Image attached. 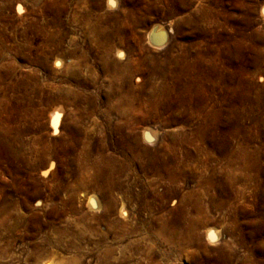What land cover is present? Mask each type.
Wrapping results in <instances>:
<instances>
[{
    "label": "rangeland",
    "instance_id": "374dc122",
    "mask_svg": "<svg viewBox=\"0 0 264 264\" xmlns=\"http://www.w3.org/2000/svg\"><path fill=\"white\" fill-rule=\"evenodd\" d=\"M5 1L10 6L0 12V219L7 216L14 224L18 212L21 224L7 240L0 238L3 246L12 237L0 261L44 241L51 227L86 228L84 215L97 229L85 231L77 249L48 248L38 264H96L95 239L108 232L110 240L113 233L98 217L104 216L102 206L90 208L87 198L94 195L103 204L93 181L106 187L115 179L128 192L127 217L118 214L119 206L111 217L128 238L137 236L132 229L142 237L138 249L124 250V264H263L264 0H114V6L107 0H0V6ZM158 26L162 33L155 32ZM201 56L224 81L219 93L208 92V98H218L220 128L206 130L221 150L203 140L201 118L187 121L185 76L176 83L168 77L176 84L168 95L158 92L159 77L150 78L156 63L184 66ZM151 87L158 93L149 97ZM123 95L133 97L132 103L123 102ZM147 126L158 132L153 143L143 141ZM57 137L66 149L51 159L46 151ZM233 142L240 145L251 182L231 184L224 180L226 163L214 166L213 155L223 159ZM209 228L219 231L214 242L206 236ZM115 252L122 254L120 248Z\"/></svg>",
    "mask_w": 264,
    "mask_h": 264
},
{
    "label": "bare ground",
    "instance_id": "6f19581e",
    "mask_svg": "<svg viewBox=\"0 0 264 264\" xmlns=\"http://www.w3.org/2000/svg\"><path fill=\"white\" fill-rule=\"evenodd\" d=\"M116 2H114V0H107V4L109 6H114ZM98 5V2L94 1V6L96 7ZM10 6V2L9 1H5L4 4H2L0 6V12L1 9ZM18 7H20L18 5ZM263 12H264V8H263ZM207 14V13H206ZM1 17V15H0ZM159 28L155 30L156 33H162V30L160 28V26H158ZM109 28V27H108ZM90 32V31H89ZM115 34V33H114ZM153 35V34H152ZM154 36V35H153ZM151 37V35H150ZM155 37V36H154ZM6 38V37H5ZM152 38V37H151ZM231 38V37H230ZM1 39V38H0ZM160 40V39H159ZM163 40V39H162ZM161 41V40H160ZM159 41V42H160ZM231 41V40H230ZM240 43V42H239ZM248 47V46H247ZM204 48V47H203ZM212 49V48H211ZM244 49V48H243ZM248 49V48H247ZM211 52V51H210ZM199 53V52H198ZM203 53V52H202ZM250 53V52H249ZM214 54V53H213ZM118 55H121L120 53ZM180 55V54H179ZM185 55V54H184ZM204 55V54H203ZM210 55V53H209ZM216 55V54H215ZM70 56V55H69ZM207 56V55H206ZM212 56V54H211ZM232 56V55H231ZM199 57V56H198ZM209 57V56H208ZM213 57V56H212ZM231 58V57H230ZM177 59V58H175ZM174 59V60H175ZM185 59V58H184ZM211 59V58H210ZM217 59V58H215ZM63 59H59L56 61V64H61ZM171 60V59H170ZM173 60V61H174ZM205 58H203V56H201L199 58V60H192L190 61V63L188 65H184V66H179L177 63V61H174L175 63L172 65H169V67L165 68L162 66L160 63H156L155 66L152 68V73L150 78H156L159 77L160 78V87H157L159 90L158 92L161 95H168L169 92H174L175 91V85L174 83H176V80H179L182 76H185V82L184 84H186L185 88H182V92L186 93V97H185V101L187 102L188 105V116H187V121H189L190 123L192 122L194 117H199L200 120V128L204 129V131L206 132V130H210V125H213L214 128H216V131L219 130L220 128V124L221 122L219 121V114H221V109H220V105L215 106V104L218 102V98L217 100H215V97H211L208 98V92L212 91L213 94L214 93H219L222 88H221V84L222 80H220L219 78L215 77L214 74L212 73L213 70L212 68H214V66L210 65V62L207 63V61ZM231 61V60H230ZM227 62V61H226ZM187 63V62H186ZM217 63V62H216ZM184 64V63H183ZM214 64V63H213ZM232 64V63H231ZM186 66V68H185ZM222 66V65H220ZM230 66V65H229ZM177 67V68H176ZM219 67V66H218ZM223 67V66H222ZM176 68L177 72L173 75H171V70ZM209 68H211L210 70H208ZM217 68V67H216ZM175 69V71H176ZM215 70V68H214ZM244 70V69H243ZM173 71V70H172ZM239 71V70H238ZM237 72V71H236ZM115 73V72H114ZM223 73V72H222ZM235 73V72H234ZM242 73V72H240ZM170 74V76H169ZM224 74V73H223ZM222 75V74H221ZM226 75V74H225ZM228 76V75H227ZM231 76V74H230ZM168 77H170V79L173 80L172 83L169 82ZM174 77V78H173ZM220 77V76H219ZM224 77V76H222ZM246 78V77H245ZM252 78V77H251ZM231 79V78H229ZM232 80V79H231ZM115 81V80H114ZM226 81V80H225ZM238 83V82H237ZM225 84V83H224ZM230 85V84H229ZM238 86V85H237ZM236 86V87H237ZM153 87V86H152ZM151 87V88H152ZM239 87V86H238ZM249 87V86H248ZM240 88V87H239ZM253 88V87H252ZM180 90V89H179ZM177 91V90H176ZM225 91V90H224ZM228 91V90H227ZM157 89H151L148 91V96L152 97L153 95L155 96L157 93ZM179 92V91H178ZM209 92V93H210ZM243 92V91H242ZM135 93V92H134ZM168 93V94H167ZM222 93V92H221ZM247 93V92H246ZM177 95V94H176ZM175 95V96H176ZM183 95V94H182ZM212 95V94H211ZM215 95V94H214ZM245 95V94H244ZM132 96V95H130ZM170 96V95H169ZM178 96V95H177ZM220 96V94L218 95ZM240 96V95H239ZM242 96V95H241ZM165 97V96H164ZM210 97V96H209ZM221 97V96H220ZM5 98V97H4ZM163 99V98H162ZM168 99V98H167ZM175 99V98H173ZM177 99V98H176ZM220 99V98H219ZM246 99V98H245ZM248 99V98H247ZM9 100V99H8ZM121 100V99H120ZM165 100V98H164ZM178 100V99H177ZM208 100L213 101L212 105L210 108H207V105H209ZM223 100V99H221ZM243 100V99H242ZM122 101L126 102V103H132L133 101V97H129L128 95H123L122 96ZM121 101V102H122ZM170 102V101H169ZM254 102V101H253ZM260 102V101H259ZM171 103V102H170ZM178 103V102H177ZM181 103V102H180ZM179 103V104H180ZM219 103V102H218ZM222 103V102H221ZM241 103V101H240ZM243 103V102H242ZM242 105V104H241ZM245 105V104H244ZM135 107V106H134ZM177 107V106H176ZM187 107V106H186ZM162 108V107H161ZM171 108V107H170ZM178 108V107H177ZM117 109V107H116ZM242 109V108H241ZM151 110V109H150ZM232 110V109H231ZM135 112V111H134ZM174 112V111H173ZM178 113V112H177ZM224 115V114H223ZM179 116V115H178ZM244 116V115H243ZM53 117V116H52ZM222 118V117H221ZM53 119V118H52ZM55 119V118H54ZM130 120V119H129ZM230 121H233L232 119L229 118ZM229 121V122H230ZM166 122V121H165ZM55 123V120H54ZM226 123V122H225ZM133 124V123H132ZM187 125V124H186ZM210 126V127H209ZM71 127V126H70ZM56 128V127H55ZM212 128V127H211ZM213 129V128H212ZM134 130V129H133ZM199 130V129H198ZM232 130V129H231ZM201 131V130H200ZM213 131V130H212ZM131 132V131H130ZM203 132V131H202ZM194 133V132H193ZM192 133V135H193ZM6 134V133H5ZM133 134V131H132ZM142 137H143V141L144 142H149V143H153L154 141H156V139L158 138V132L154 129V128H150L149 126L145 127L142 130ZM201 134V132H200ZM240 134V133H239ZM135 135V134H134ZM213 133L209 134V132L207 131L205 134V138H203V140L207 139L211 145L213 147L216 148V150H221L222 148H224L223 146H221L220 144H218V142L214 139L213 137ZM231 136V135H230ZM131 137V136H130ZM136 137V136H135ZM134 137V138H135ZM138 138V137H137ZM136 139V138H135ZM206 140V141H207ZM56 145L52 148V151H50V148H47V153L50 155L51 159H59V155L61 152L64 153V150L66 149V147H63L61 144V138L57 137L56 138ZM138 142V140H136L134 143ZM225 142V141H224ZM239 143H232L231 146V152H229L228 154H226L225 156H223V159H221L218 155L214 156L213 154V159L215 160L216 163H214L215 165H218L219 161H221L223 163H226L224 166V169L227 173V176H224V180L228 181L229 183L232 184V182L235 180V182H240V181H244V182H251V177L247 176L246 172L248 167V164H244L242 162L243 157L240 156L238 150H239ZM179 145V144H178ZM186 145V144H185ZM135 146V145H133ZM137 146V145H136ZM142 146V145H141ZM46 147V146H45ZM143 147V146H142ZM212 147V148H213ZM139 148V147H138ZM46 149V148H45ZM206 150V148L204 149ZM73 151V150H72ZM45 152V151H44ZM194 152V151H192ZM242 152V151H241ZM66 153V151H65ZM208 153V152H207ZM211 153V152H210ZM244 153V152H243ZM253 153V152H252ZM209 154V153H208ZM247 154V153H246ZM244 154V155H246ZM249 154V153H248ZM78 155V154H77ZM210 155V154H209ZM210 155V156H211ZM73 156V155H72ZM75 156V155H74ZM162 156V155H161ZM209 156V157H210ZM208 157V156H207ZM245 158V157H244ZM136 159V158H135ZM139 161V160H138ZM172 161V160H171ZM245 161V160H243ZM220 162V163H221ZM165 163V162H163ZM53 165V161L49 162V166ZM126 165V164H125ZM212 165V164H211ZM250 165V164H249ZM164 166V165H163ZM219 166V165H218ZM140 168V167H139ZM150 168V167H149ZM223 168V167H222ZM103 169V168H102ZM237 171V175L235 174V176L229 174L232 171ZM214 170V167L213 169ZM213 172V171H212ZM249 172V169H248ZM46 173V172H45ZM95 173V172H94ZM174 173V172H173ZM234 173V172H233ZM91 174V173H90ZM164 174V173H163ZM229 174V175H228ZM87 175V174H86ZM92 175V174H91ZM89 175V176H91ZM223 175V174H222ZM94 176V175H93ZM108 177V175H107ZM87 178V177H86ZM90 178V177H88ZM202 178V177H201ZM105 179V178H104ZM94 180V178H93ZM264 180V179H263ZM95 181V180H94ZM93 181V186L94 188H92L93 190H95L96 192H98L101 197L103 198L104 202L103 204H101L100 202L97 201V199L95 198L94 195H90L87 199H88V205L90 208H97L99 206H102L101 208L103 209L102 214L104 216H99L100 221H103V224L106 226L107 231L112 232L113 235L111 237L110 240H108L107 238V234L108 232H102L101 234H99V238L95 239L98 240V248L97 250L95 249V251H97V263L96 264H124V258L123 255L125 254L124 251L127 248H137V245L141 243L142 237L141 235H138V232L136 231L137 229H132V233H136L137 236L133 237V238H128L126 233L123 232L122 230H119L121 225L119 224L118 220H114L112 219V215L114 214V212H116V208L119 206V208L117 209V212L120 216L122 217H127L126 212L124 210V202L128 196V192L127 190H122L121 187V183L118 180H110V184L109 183H105V184H109L106 187H102V185H99ZM101 181V180H100ZM173 182V181H172ZM234 182V183H235ZM253 182V181H252ZM92 183V182H91ZM169 183V182H168ZM212 183V182H211ZM89 184V183H88ZM220 186V185H219ZM252 186V185H251ZM255 186V185H254ZM91 187V186H90ZM244 187V186H243ZM241 188V187H238ZM199 195V194H198ZM202 195V194H201ZM129 197V196H128ZM140 197L137 195V199H139ZM99 200V199H98ZM140 200V199H139ZM70 201H73V198H70ZM141 201V200H140ZM148 202V201H147ZM217 205V204H216ZM219 206V205H218ZM216 208V207H215ZM149 211V210H148ZM2 212V211H1ZM8 211H6L7 213ZM4 213V212H3ZM12 213V212H11ZM199 213V212H198ZM208 214V213H207ZM3 215V214H2ZM7 215V214H6ZM10 215V214H8ZM12 215V214H11ZM95 216V215H94ZM203 216V215H202ZM201 216V217H202ZM7 217V216H6ZM4 216V218H6ZM11 217V216H10ZM87 217V216H86ZM84 215L81 217V220H84L85 224H86V228H82V230L79 228L81 224H79V227L77 226L78 223L76 224H72L69 225L68 227H62V228H53L51 227L50 230V236L48 238H46L44 241H40L39 243L34 242L31 246L24 248L21 247L19 249V253L18 254H13V256L10 258L9 261H0V264H20V261L23 264H38V261L44 257V255H46L48 253V248H60L61 246H65L68 245L71 249H77L79 244H80V240L81 239H85L84 234L85 231H90L95 228L94 225L93 227H91L90 223H87L88 218H86ZM1 218V217H0ZM0 219V238H6L9 237V235L11 234V232H13L14 230L13 227H15L16 225H18V223H20V219H21V215L17 213H15V223L13 224V222H10L8 218L6 219ZM12 218V217H11ZM8 219V220H7ZM23 219V218H22ZM12 220V219H11ZM198 220V219H197ZM199 220L201 221V219L199 218ZM91 221V220H90ZM95 221V219L93 220ZM99 221V222H100ZM158 221V220H157ZM198 222V221H197ZM39 223V222H37ZM75 223V222H74ZM96 223V222H95ZM94 223V224H95ZM122 223V222H121ZM21 224V223H20ZM51 224V223H50ZM49 224V225H50ZM101 224V223H100ZM35 225V224H34ZM54 225V224H53ZM98 225V223H97ZM120 225V226H119ZM166 225V224H165ZM194 225V224H193ZM198 225V224H197ZM43 226V225H42ZM41 226V227H42ZM29 227V226H28ZM31 227V226H30ZM50 227V226H49ZM55 227V226H54ZM60 227V226H59ZM85 227V226H83ZM161 227V226H160ZM33 228L37 229L40 228L39 225L34 226ZM105 228V227H104ZM118 228V230L116 229ZM196 228V227H194ZM199 228V227H198ZM50 229V228H49ZM128 229V228H127ZM197 229V228H196ZM258 229V228H257ZM105 230V229H104ZM125 230V229H124ZM131 230V229H130ZM164 230V229H163ZM28 231H31L30 228ZM34 231V230H33ZM48 231V230H47ZM98 231V230H96ZM126 231V230H125ZM159 231V230H158ZM195 231H191L193 232L195 235H197L198 233ZM155 232V231H154ZM218 230L216 231L213 228H209L206 231V236L208 238L209 241H216L217 237H218ZM26 233V232H25ZM95 233V232H94ZM92 233V234H94ZM192 233V234H193ZM27 234V233H26ZM32 234V232H31ZM89 234V233H88ZM91 235V234H90ZM95 235V234H94ZM172 235V234H171ZM33 236V235H32ZM174 236V235H173ZM182 237V236H181ZM197 237V236H196ZM12 238V237H10ZM9 238V239H10ZM90 238V237H89ZM159 238V237H158ZM9 239L6 243H4L3 246H0V259L6 257L7 251H9L8 249L10 248L11 243L9 242ZM92 239V238H91ZM127 239V242H126ZM151 239V238H150ZM185 239V238H184ZM90 240V239H89ZM94 240V238H93ZM158 240V239H157ZM123 241H125V244H121ZM91 242V241H90ZM156 242V241H155ZM187 242V241H186ZM93 243V242H92ZM91 243V244H92ZM172 243V242H171ZM263 243V242H262ZM174 244V243H173ZM2 245V244H1ZM24 245V244H22ZM152 245V244H151ZM261 245V244H260ZM67 246V247H68ZM140 246V245H139ZM229 246V245H228ZM226 246V247H228ZM204 247V246H203ZM262 247V246H261ZM95 248V247H93ZM117 248H120L122 251L121 256H116L115 255V251L117 250ZM216 248V247H215ZM138 249V248H137ZM146 249V248H145ZM147 250V249H146ZM133 251V250H132ZM219 251V250H218ZM149 252V251H148ZM262 253V255H264V250L260 251ZM9 253V252H8ZM96 253V252H95ZM211 253V252H210ZM201 254V253H200ZM229 255V254H228ZM227 255V256H228ZM131 256V255H130ZM152 256V255H151ZM239 256V255H238ZM165 257V256H164ZM235 257V256H234ZM128 258V257H127ZM136 258V257H135ZM138 258V257H137ZM145 258V257H144ZM150 258V257H149ZM171 258V257H170ZM5 259V258H4ZM152 259V258H151ZM32 260V262L29 261ZM127 260V259H126ZM239 260V259H238ZM128 261V260H127ZM130 261V260H129ZM250 261V260H249ZM138 262V261H137ZM226 262V261H225ZM244 263V262H243ZM139 264V263H138ZM148 264V263H147ZM151 264V263H150ZM154 264V262H153ZM156 264V263H155ZM171 264V263H170ZM250 264V263H249ZM264 264V261H263Z\"/></svg>",
    "mask_w": 264,
    "mask_h": 264
}]
</instances>
